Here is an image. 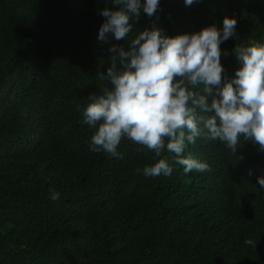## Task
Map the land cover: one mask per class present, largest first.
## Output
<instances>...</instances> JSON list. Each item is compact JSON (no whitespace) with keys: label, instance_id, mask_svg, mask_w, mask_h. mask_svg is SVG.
Instances as JSON below:
<instances>
[{"label":"trees","instance_id":"1","mask_svg":"<svg viewBox=\"0 0 264 264\" xmlns=\"http://www.w3.org/2000/svg\"><path fill=\"white\" fill-rule=\"evenodd\" d=\"M105 7L118 6L0 0V264H264L258 145L241 138L235 155L198 137L184 155L211 171L175 164L167 177L142 172L164 156L171 162L166 149L156 157L125 138L122 158L90 150L95 129L82 123L83 110L110 87L109 48L127 49L151 26L142 11L128 39L100 41ZM160 8L157 26L168 36L237 19V36L221 44L228 77L239 67L236 46L264 44V0H160Z\"/></svg>","mask_w":264,"mask_h":264},{"label":"clouds","instance_id":"2","mask_svg":"<svg viewBox=\"0 0 264 264\" xmlns=\"http://www.w3.org/2000/svg\"><path fill=\"white\" fill-rule=\"evenodd\" d=\"M184 2L191 6L194 0ZM111 4L118 7L98 13L105 18L100 41H106L109 33L116 40L128 39L142 11L151 26L139 31L127 49L109 48L110 87L99 96L90 94L91 102L83 110L82 123L95 129L92 152L122 158L118 148L126 138L156 157L165 149L174 154L171 162L164 156L145 166L142 172L147 177L170 176L175 164L182 165L185 173L211 171L206 162L184 155L188 144L202 136L222 142L235 155L241 138L264 152V44L253 40L249 46H236L232 52L239 67L228 77L221 63L222 54L228 52L222 53L221 44L237 36L234 17L225 16L222 28L211 24L199 32L168 36L157 26L160 0H111ZM208 96L213 97L210 104ZM257 183L264 189V175L257 177ZM50 196L56 200L60 193L50 189ZM244 243L253 248L257 244L252 239Z\"/></svg>","mask_w":264,"mask_h":264}]
</instances>
